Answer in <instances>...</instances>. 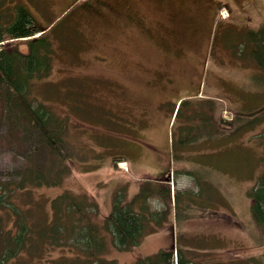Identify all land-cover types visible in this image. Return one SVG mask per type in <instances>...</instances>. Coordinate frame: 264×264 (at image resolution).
<instances>
[{
	"label": "rangeland",
	"instance_id": "rangeland-1",
	"mask_svg": "<svg viewBox=\"0 0 264 264\" xmlns=\"http://www.w3.org/2000/svg\"><path fill=\"white\" fill-rule=\"evenodd\" d=\"M16 6L52 26V68L34 94L62 136L54 152L36 133L0 129V177L28 166L41 175L32 212H51L67 190L85 193L101 220L116 192L128 199L161 178L178 193L176 202L148 198L166 210L163 225L131 250L108 236L104 257L134 264L178 247L189 264H264L249 196L264 171V0H0V22ZM26 38L0 47L25 53ZM234 111L246 114L227 124ZM61 254L71 252L55 246L47 256Z\"/></svg>",
	"mask_w": 264,
	"mask_h": 264
},
{
	"label": "trees",
	"instance_id": "trees-1",
	"mask_svg": "<svg viewBox=\"0 0 264 264\" xmlns=\"http://www.w3.org/2000/svg\"><path fill=\"white\" fill-rule=\"evenodd\" d=\"M49 30L52 26L42 31L24 6L15 7L13 19L0 22V44L6 39L27 37L28 48L24 53L14 46L0 47V129L5 126L7 134L14 131L22 137L36 133L39 145L58 152L62 141L58 116L34 94L37 82L52 68V39L46 34ZM258 110L264 111V106ZM243 114L234 111L232 119L225 122L232 124ZM40 177L31 166L17 169L7 179L0 177V264H116L114 259L104 257L108 236L112 246L131 250L149 230L160 228L164 222L166 210H151L148 198L158 195L166 203L171 197L178 200V193L171 195L168 185L149 179L128 199L124 192H116L110 211L101 220L94 217L97 211L93 203L85 202V193L67 190L52 198L51 212L45 209L35 215L33 205H39L30 198L31 186L37 185ZM259 180L249 196L253 215L264 226V171ZM55 246L67 247L71 254L48 257L49 249ZM174 249L175 264H189L178 247L140 256L134 264H173Z\"/></svg>",
	"mask_w": 264,
	"mask_h": 264
},
{
	"label": "bare ground",
	"instance_id": "bare-ground-1",
	"mask_svg": "<svg viewBox=\"0 0 264 264\" xmlns=\"http://www.w3.org/2000/svg\"><path fill=\"white\" fill-rule=\"evenodd\" d=\"M124 163H125V162H123V161H120V164H122V165H123Z\"/></svg>",
	"mask_w": 264,
	"mask_h": 264
},
{
	"label": "crops",
	"instance_id": "crops-1",
	"mask_svg": "<svg viewBox=\"0 0 264 264\" xmlns=\"http://www.w3.org/2000/svg\"><path fill=\"white\" fill-rule=\"evenodd\" d=\"M263 40V39H262Z\"/></svg>",
	"mask_w": 264,
	"mask_h": 264
}]
</instances>
